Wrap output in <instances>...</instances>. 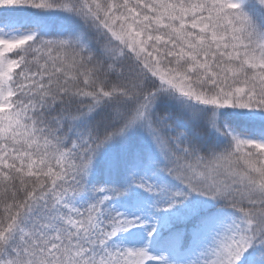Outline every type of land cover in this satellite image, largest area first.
Listing matches in <instances>:
<instances>
[{"label":"snow or ice","instance_id":"6c2138e0","mask_svg":"<svg viewBox=\"0 0 264 264\" xmlns=\"http://www.w3.org/2000/svg\"><path fill=\"white\" fill-rule=\"evenodd\" d=\"M0 264H264V0H0Z\"/></svg>","mask_w":264,"mask_h":264}]
</instances>
